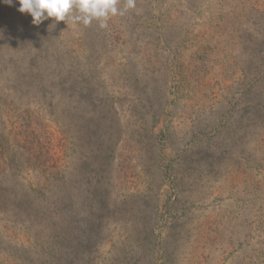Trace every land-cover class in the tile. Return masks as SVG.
I'll return each instance as SVG.
<instances>
[{
	"label": "rangeland",
	"instance_id": "rangeland-1",
	"mask_svg": "<svg viewBox=\"0 0 264 264\" xmlns=\"http://www.w3.org/2000/svg\"><path fill=\"white\" fill-rule=\"evenodd\" d=\"M19 7L0 264H264V0H135L103 29Z\"/></svg>",
	"mask_w": 264,
	"mask_h": 264
},
{
	"label": "clouds",
	"instance_id": "clouds-1",
	"mask_svg": "<svg viewBox=\"0 0 264 264\" xmlns=\"http://www.w3.org/2000/svg\"><path fill=\"white\" fill-rule=\"evenodd\" d=\"M11 5L12 0H4ZM18 11L30 14L35 25L53 18L55 21H68L77 26H89L94 20L100 28L107 27V20L116 15H124L135 8V0H18ZM54 26V25H53Z\"/></svg>",
	"mask_w": 264,
	"mask_h": 264
},
{
	"label": "trees",
	"instance_id": "trees-1",
	"mask_svg": "<svg viewBox=\"0 0 264 264\" xmlns=\"http://www.w3.org/2000/svg\"><path fill=\"white\" fill-rule=\"evenodd\" d=\"M51 213H53V215L51 214V216H52V219H54V214H55V216L57 215V214H59V211L57 210V209H55V210H53V212H51ZM56 218V217H55Z\"/></svg>",
	"mask_w": 264,
	"mask_h": 264
}]
</instances>
